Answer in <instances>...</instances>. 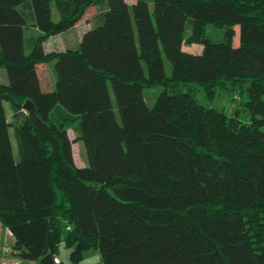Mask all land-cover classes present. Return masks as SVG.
Listing matches in <instances>:
<instances>
[{"label":"trees","instance_id":"16d2710c","mask_svg":"<svg viewBox=\"0 0 264 264\" xmlns=\"http://www.w3.org/2000/svg\"><path fill=\"white\" fill-rule=\"evenodd\" d=\"M90 5L79 45L46 51ZM30 21L40 31L27 50ZM52 60L56 84L44 91L37 67ZM0 66V224L12 257L56 264L64 242L72 264L90 248L102 264H264V0H0ZM195 84L210 100L219 88L247 93L250 121L202 104Z\"/></svg>","mask_w":264,"mask_h":264},{"label":"rangeland","instance_id":"374dc122","mask_svg":"<svg viewBox=\"0 0 264 264\" xmlns=\"http://www.w3.org/2000/svg\"><path fill=\"white\" fill-rule=\"evenodd\" d=\"M132 1V0H130ZM235 35L233 37V43L237 45L239 43V26H235ZM225 34V28L220 26H215L213 24H208L207 26V36L215 41H220L224 39ZM185 48L189 51L193 52H201L202 45L198 43H193L189 45H185ZM165 66H166V73L169 74L170 72V64L165 59ZM248 86V83L245 84L244 89ZM161 85H154L152 87H144L139 93V99L142 106L151 107L153 103L155 102V99L158 95V93L162 90ZM194 90L196 92V96L198 100L206 105V106H212L216 109H222L228 114H232L236 111H238L239 117L244 122L250 121V111L247 109V106L244 104V102L248 99L247 93L243 92L241 94L239 93L238 88H219L217 91V95L214 99L210 100L207 97V94L205 90L198 86L197 84L194 85ZM113 96V93H112ZM5 109L7 110V115L10 121L13 120V111L10 110V102L4 101ZM69 134L73 139V153L75 161L78 165H83L86 162V155L83 147V142L81 140H77V134L75 130L74 124H71L69 126ZM11 139L13 143V149H14V155L17 158L18 155V147H17V141L13 134V131H11ZM0 227H3L2 224H0ZM1 229H4L1 228ZM5 232V230H4ZM13 240L11 235H7L6 232L4 234V243L9 242L11 243ZM58 257L63 261V264H72L70 258H69V249L63 242L60 246V253L58 254ZM83 264H102L100 259V254L97 249L90 248L84 251L83 253Z\"/></svg>","mask_w":264,"mask_h":264},{"label":"crops","instance_id":"0c3cea01","mask_svg":"<svg viewBox=\"0 0 264 264\" xmlns=\"http://www.w3.org/2000/svg\"><path fill=\"white\" fill-rule=\"evenodd\" d=\"M129 3H132L134 0L130 1L127 0ZM20 8L25 11L26 14L31 16L32 14V8L29 1H26L24 4L20 5ZM52 10V17L54 19L59 18V13L57 10V7L55 5V2H52L51 5ZM97 13V7L95 5H90L85 10L84 15L68 30L50 35L44 42L43 46L46 51L50 50H66L68 48H76L80 41L82 34L87 30L88 28H91L95 23V15ZM39 28L36 27L33 22H28L25 25V44L26 49L29 50L33 44V41L35 40L36 36L39 33ZM55 60L52 61H46V62H40L38 64L37 70L40 78L41 87L44 91L52 90L55 87L56 84V71L54 67ZM8 77L7 72L4 67L0 66V82L1 83H7ZM10 110L11 107H10ZM7 112V110H6ZM3 227H0V259L4 256V229H1ZM13 240L14 237L11 235ZM12 240V242H13ZM9 260L12 264H39V260H22L18 257H12L9 255Z\"/></svg>","mask_w":264,"mask_h":264},{"label":"built area","instance_id":"2783aa9c","mask_svg":"<svg viewBox=\"0 0 264 264\" xmlns=\"http://www.w3.org/2000/svg\"><path fill=\"white\" fill-rule=\"evenodd\" d=\"M4 228L7 235H12L11 231L7 227ZM10 252H11V243L5 242L4 256L2 259H0V264H12L11 261L9 260ZM56 264H63V261L58 256L56 257Z\"/></svg>","mask_w":264,"mask_h":264},{"label":"water","instance_id":"95a60500","mask_svg":"<svg viewBox=\"0 0 264 264\" xmlns=\"http://www.w3.org/2000/svg\"><path fill=\"white\" fill-rule=\"evenodd\" d=\"M23 108L26 109L29 112L30 117H33L35 115V105L34 102L30 99H27L23 103Z\"/></svg>","mask_w":264,"mask_h":264}]
</instances>
